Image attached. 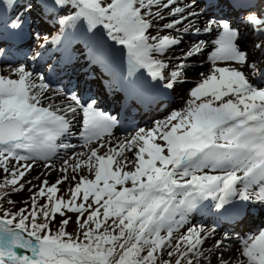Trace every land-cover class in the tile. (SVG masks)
<instances>
[{
	"label": "snow or ice",
	"instance_id": "6c2138e0",
	"mask_svg": "<svg viewBox=\"0 0 264 264\" xmlns=\"http://www.w3.org/2000/svg\"><path fill=\"white\" fill-rule=\"evenodd\" d=\"M235 5L259 34L258 56L245 50L246 37L229 19L214 16L220 0H209L207 8L201 0H0L11 12L0 14V38L21 32L37 10L65 13L59 23L66 27L86 23L71 39L83 40L104 63L114 53L95 31L102 26L127 49L132 91L161 97L196 75L201 58L209 66L199 71L185 107L116 142L106 139L116 120L94 99L52 90L43 72L25 64L8 65V75L0 69V264H264V224L240 242L238 255L226 247L229 233L215 238V223L189 224L197 211L231 213L241 217L238 223L264 216V86L255 82H264V0L255 6L231 0ZM182 44L173 66L168 54ZM40 57L36 52L31 59ZM140 70L148 79L136 76ZM74 136L82 143H72ZM61 149L54 183L26 179L36 160H51ZM65 183L67 195H59ZM24 192L26 207H4ZM69 213L77 231L66 230Z\"/></svg>",
	"mask_w": 264,
	"mask_h": 264
},
{
	"label": "bare ground",
	"instance_id": "6f19581e",
	"mask_svg": "<svg viewBox=\"0 0 264 264\" xmlns=\"http://www.w3.org/2000/svg\"><path fill=\"white\" fill-rule=\"evenodd\" d=\"M220 3L225 4L226 2L223 0ZM262 9H264V7H262ZM211 11L216 18H224V17L228 18L232 25L233 24L237 25L238 23H241L239 20L240 18L239 16H237V18L235 16L228 17L226 16L228 14L224 15V13L218 11L216 7H212ZM0 14H3L5 16H10L11 12L10 10H6L0 7ZM207 19L208 17L204 16L201 18V21L203 22L206 21ZM27 26H29V22L26 21L23 30H25ZM242 29H245L243 33L244 36L246 37L245 45L247 44V40L252 38L257 39L252 42V45H250V49L248 50H250L249 53L252 56H258L259 53L253 47V44L254 42L260 43L261 42L260 39L252 36L253 29L251 27L243 24V27H241L240 30ZM83 30H81V28L77 29V33L79 34L80 32H83ZM0 31H2V29H0ZM101 36H103V39L106 42V46H108L109 41L106 39L107 35L101 34ZM25 39H27V37H25ZM69 41L70 40H58V39L55 40L53 44L54 45L59 44V46L55 47L52 52H48L42 55L39 59L35 60V62H31L30 64L32 65V67H34V69L31 70L37 73L42 72L43 70H45L42 69L44 66V61L46 59H50L49 63L50 64L53 63V66L47 72V76H48V83L50 84V88L52 90L62 89L66 93L75 91L76 93H78V95L81 96L82 99H87V97L89 99L94 98L96 101V107L102 108L103 110L107 111V113L109 112L112 113V115L116 114L119 117L118 123L113 129L112 137L111 138L106 137V139H111L113 142H116L118 140H123L126 137H128L132 132H134V129L141 127L143 121L149 120L147 121V124L152 126L154 121L164 119V117L168 115L169 111L172 110L171 107H173V105L175 107L176 104L180 105L181 102L185 101L187 95L185 89L189 84L184 83L183 87L177 89L174 92L167 93L169 98L168 105L166 102L162 104L153 103L156 100L155 99L153 102L150 101L153 94L144 93V95H141L143 98V105L138 106L136 97H138V95H140V93L142 92L132 91L126 87L129 79H131L128 76L127 58L126 60L124 59L122 62L109 63L106 61L104 63H101L92 58V54L90 52V46L87 45L83 40L72 39L71 43ZM115 45L118 46L117 44ZM11 46L12 48H17L19 45L17 44V42H14L13 44H11ZM26 51H29V53L33 52V50L28 49V45ZM26 51H23L24 55ZM52 69H55V71H52ZM91 69H94L96 74L99 72V74L92 76ZM105 69L121 71V73L125 76L124 84L121 89H117L115 85L111 83L109 78L103 75L102 72H105ZM136 76L140 78L138 72L136 73ZM97 77H100L103 83L100 89L99 86L95 83ZM190 78L192 80H199V75L195 77H189V79ZM262 83L263 82H261V84ZM125 93L127 95H125ZM122 107H123V113L118 114V112L122 110L121 109ZM167 107H169V109H167ZM134 109L136 110V112L134 111ZM160 113H163L161 114L162 116L157 115ZM129 128H134V129L129 131ZM79 142L82 143V141ZM59 160L60 159L56 157L51 158V161L55 163H57V161ZM205 171L209 172V174H219V172L216 170L206 169ZM209 202L210 201L206 203ZM191 217L193 220L197 218L198 220H200L202 218L201 216L199 217L194 213L191 215ZM261 217L262 216L254 213L251 219H245L242 223L233 225L230 228L233 229L234 227H239V229L248 228L246 230L248 231L249 227L261 222L262 219ZM195 223H196L195 221H192V225ZM222 227L223 226H221V228ZM230 235H235V234H230Z\"/></svg>",
	"mask_w": 264,
	"mask_h": 264
},
{
	"label": "rangeland",
	"instance_id": "374dc122",
	"mask_svg": "<svg viewBox=\"0 0 264 264\" xmlns=\"http://www.w3.org/2000/svg\"><path fill=\"white\" fill-rule=\"evenodd\" d=\"M21 2H23V0H21ZM71 11H72V9L69 8L68 12H71ZM261 11H264V9H262ZM64 14L65 13H60L59 15H55L56 26H58V28L55 29V30H53L52 27H50L45 21H42V20L41 21H36L35 13H33L30 16H26L25 17V22L28 21V19L30 20V18H31L32 23H35V28L36 29H32V32H33V35H34V39L28 45V49L33 50V52L30 54L29 51H26L25 56L23 57V60L19 64L12 65L13 67L19 66L20 64H25L28 67L29 70L30 69H34V67H32V65L30 64L31 62H35V61H33L31 59L32 56L34 55V53L40 52L41 56H42V55H44V54H46L48 52H52L55 47L59 46V44H57V45L53 44V42L55 40H57V39L58 40H72L71 38L74 35H78L77 29L81 28V30H83V29L86 28V24H85L84 21L78 22L76 29H73L72 27H66V26L60 24L59 23V19ZM234 26H236V25H234ZM236 27L238 29L240 28V26H236ZM240 31L242 33H244V30H240ZM96 32H99L98 33L99 35H101V34L102 35H107L106 34V30L103 29V27L101 28L100 31H96ZM252 34H255V31L252 32ZM44 37H48L47 42L44 41V39H43ZM106 39L109 41L107 48L110 50L111 53H114V55L110 56V58L107 60V62H109V63H112V62H115V61L122 62V59L126 60V58H127V49L123 48V46H121V45L116 46L113 41L108 39V37H106ZM41 45H44V46L41 47ZM250 45H252V40L251 39L247 40V44L245 45V50L248 51V52L250 51V50H248V49H250ZM184 47H185V44H182L180 47L176 48L173 52H170L168 54L169 56L173 57V60H172L173 66L176 63L175 57L181 55ZM0 48H2V47H0ZM49 62H50V59H46L44 61V66H43L42 69H51L52 66H53V63L50 64ZM221 66H223V65H221ZM0 69H3V74L4 75H8L9 74L8 65L7 66L0 65ZM196 69H197V74L193 75V76H190V77L197 76L199 71H203L205 73L208 72L209 66H208V63L206 61V58H201V60L196 65ZM45 72L46 71H43V73L46 76ZM13 78H15V77H13ZM197 81L198 80H192L190 78L187 81V83H185V84H189L187 86V88L185 89V92L187 93L186 99L188 98L189 90L195 86ZM181 87H183V85L180 86L179 88H181ZM49 94L51 95L52 92L50 91ZM186 99H185V101H186ZM185 101L181 102V104L179 105L178 109H182L183 107H185ZM75 124H77V123H75ZM143 127L147 128V127H151V126H145L144 125ZM72 138L77 140V141L72 140L71 141L72 143H79L78 136H74ZM80 150L81 149H77V151H80ZM64 156H65V152H64V150L61 149L58 152L57 156H54V157L60 159L59 161H57V163H55V162H53L51 160H48V161L39 160V159L36 160V162H35V164L33 166V170L31 171V173L29 175L26 176V179L27 180H31L34 185L35 184H39L40 180H43V179H47L49 181V183H54L60 176V173L58 171H56L55 169H59L61 167V165L63 163L62 157H64ZM45 164H51L52 165V170L46 169L45 168ZM42 173H43V175H41ZM37 176L40 177V180L34 179V177H37ZM0 177H2V174H0ZM59 187H60L59 195H65L66 196L67 194H66L65 190L69 187V183L62 184ZM28 198H29V193L28 192L21 193L20 195H16L17 203L14 206L13 205H8V204L5 203L4 207L15 211L16 209H19L20 207H24L23 206L24 205L23 201H27ZM69 215L72 216L73 222L70 223L67 226L66 230L68 232L77 231L78 229H77V226L75 224V214L69 213ZM59 219H60V217L57 216V222L52 224L53 231H56V229L58 228ZM189 222H190V217H189ZM230 237H231L230 240L225 241L226 247L229 248V249H232L234 255H238V253L235 252V249L239 246L240 242L243 240L242 238H245V237H242V236L238 237L237 235L230 236ZM215 238L216 239H222L223 235L217 233ZM211 246H212V241H208L207 244H206V247L210 248ZM213 264H215V261H213Z\"/></svg>",
	"mask_w": 264,
	"mask_h": 264
},
{
	"label": "water",
	"instance_id": "95a60500",
	"mask_svg": "<svg viewBox=\"0 0 264 264\" xmlns=\"http://www.w3.org/2000/svg\"><path fill=\"white\" fill-rule=\"evenodd\" d=\"M101 28V26L100 27H98L97 29H100ZM19 252H21V253H23V254H30L29 252H27V251H25V250H23V249H20V250H18Z\"/></svg>",
	"mask_w": 264,
	"mask_h": 264
},
{
	"label": "trees",
	"instance_id": "16d2710c",
	"mask_svg": "<svg viewBox=\"0 0 264 264\" xmlns=\"http://www.w3.org/2000/svg\"><path fill=\"white\" fill-rule=\"evenodd\" d=\"M12 199L15 200V201H17V199H16V195H13V196H12ZM23 206L25 207L26 204H24Z\"/></svg>",
	"mask_w": 264,
	"mask_h": 264
}]
</instances>
